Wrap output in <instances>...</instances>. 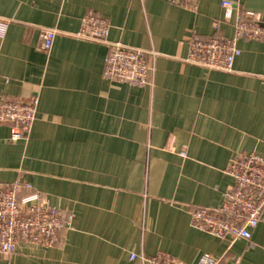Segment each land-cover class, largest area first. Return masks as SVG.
Listing matches in <instances>:
<instances>
[{"label":"crops","instance_id":"obj_1","mask_svg":"<svg viewBox=\"0 0 264 264\" xmlns=\"http://www.w3.org/2000/svg\"><path fill=\"white\" fill-rule=\"evenodd\" d=\"M248 12L264 22V0H200L195 12L182 0H0V97L39 100L26 139L0 124V184H27L72 216L58 247L21 244L0 264H141L131 256L161 252L264 264V215L231 247L191 225L193 211L222 206L236 156L264 157V42L239 41L230 73L186 63L193 37L232 39ZM87 15L109 22V43L157 54L149 85L104 78L108 46L76 37ZM44 30L57 33L49 53Z\"/></svg>","mask_w":264,"mask_h":264},{"label":"built area","instance_id":"obj_2","mask_svg":"<svg viewBox=\"0 0 264 264\" xmlns=\"http://www.w3.org/2000/svg\"><path fill=\"white\" fill-rule=\"evenodd\" d=\"M200 0H182L186 9L195 12ZM234 5L224 2L225 20L232 18ZM219 30V23L214 24ZM7 24L0 19V36ZM109 22L95 15H87L82 21L80 40L105 44L108 54L105 60L104 78L111 82L128 83L136 87L150 84L155 70L157 54L131 48L120 43H109ZM232 39L213 36L203 40L193 37L189 42L186 63L209 71L233 72L236 59L241 55L237 44L241 40L264 42V22L253 13H246L234 24ZM57 33L44 30L41 34V50L49 53ZM39 100L9 99L0 97V124L9 125L13 142L26 139L35 123ZM185 157V155H182ZM233 180L231 188L223 194V204L218 210L198 209L191 213V225L196 230L228 242L231 247L239 240L251 241L253 231L264 215V157L254 153L236 156L226 170ZM24 191H29L24 195ZM72 216L51 206L38 192H31L27 184L15 182L0 184V254L9 256L21 245L56 248L61 235L70 229ZM141 264H183L173 256L158 253L155 256L132 255ZM221 260L203 255L197 264H220ZM234 264H240L236 259Z\"/></svg>","mask_w":264,"mask_h":264}]
</instances>
